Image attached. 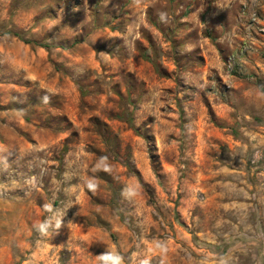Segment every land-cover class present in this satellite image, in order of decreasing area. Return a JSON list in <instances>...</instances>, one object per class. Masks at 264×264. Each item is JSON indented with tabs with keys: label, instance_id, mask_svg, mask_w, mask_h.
<instances>
[{
	"label": "rangeland",
	"instance_id": "rangeland-1",
	"mask_svg": "<svg viewBox=\"0 0 264 264\" xmlns=\"http://www.w3.org/2000/svg\"><path fill=\"white\" fill-rule=\"evenodd\" d=\"M156 242L264 264V0H0V264Z\"/></svg>",
	"mask_w": 264,
	"mask_h": 264
},
{
	"label": "clouds",
	"instance_id": "clouds-1",
	"mask_svg": "<svg viewBox=\"0 0 264 264\" xmlns=\"http://www.w3.org/2000/svg\"><path fill=\"white\" fill-rule=\"evenodd\" d=\"M161 20H165V14H161ZM47 97H44V101L47 102ZM93 173L98 171L110 172L111 165L109 163L107 156H101L96 162L92 169ZM85 186L88 191L95 193L99 188V180L93 175L85 180ZM127 191V190H126ZM43 210L47 215L44 219L37 221L33 224L34 229L39 233L41 237H49L54 234H58L59 230L65 226V213L60 209L54 207L52 202H47L42 205ZM71 221H68L70 223ZM159 251L163 257L168 249L166 244L161 242H156L154 246L150 245L147 248V255L137 260V254L132 256V264H151L152 255ZM96 264H126L125 257L117 249H106L104 252L95 255ZM161 264H164L163 259H161ZM218 264H228L227 260L223 257L220 258Z\"/></svg>",
	"mask_w": 264,
	"mask_h": 264
}]
</instances>
